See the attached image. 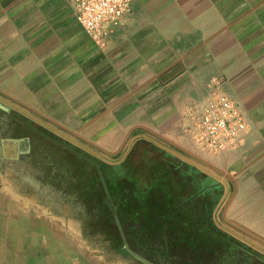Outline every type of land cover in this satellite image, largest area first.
Instances as JSON below:
<instances>
[{
    "label": "crops",
    "instance_id": "obj_1",
    "mask_svg": "<svg viewBox=\"0 0 264 264\" xmlns=\"http://www.w3.org/2000/svg\"><path fill=\"white\" fill-rule=\"evenodd\" d=\"M215 79L249 125L244 145L212 154L187 128ZM0 99L104 151L150 132L204 156V167L193 166L218 172L216 219L264 264V0H132L106 48L77 21L71 0H0ZM26 139L0 136V264H157L129 252L111 202L107 215L100 200L79 197L78 185L68 197V180L36 182L24 157L45 164L46 156L22 149ZM90 238L122 240L101 247Z\"/></svg>",
    "mask_w": 264,
    "mask_h": 264
},
{
    "label": "rangeland",
    "instance_id": "obj_2",
    "mask_svg": "<svg viewBox=\"0 0 264 264\" xmlns=\"http://www.w3.org/2000/svg\"><path fill=\"white\" fill-rule=\"evenodd\" d=\"M33 118H39L41 121H35ZM146 134L148 138L144 140L134 143L128 141L118 152H108L100 149L97 144L87 141L83 137H78L73 131L52 121L48 122L33 112L11 109L0 99V136H27L29 140L24 141L25 146H22V149L31 148L32 153L36 150L44 151L45 164H41L40 161L35 162V159L31 157H24L27 162L30 161L27 166L31 167L35 176L34 180L36 182H65L68 180L70 181L68 197L76 198L75 189L78 185L79 197L88 201H91L92 198L100 200L101 206L99 208L105 210L107 215L111 214L108 205L110 202L117 215L121 211L128 210L129 205L133 208L129 210L132 214L141 212L144 205L148 206V212L152 214L160 216L171 214L175 207L173 206L174 203L179 202V194L177 193L181 192L183 185L174 183V177L170 174L171 171L167 166L171 162L173 165H204L202 163L206 159L204 156L191 157L179 151L174 145L163 141L157 135L150 132ZM159 150L165 152L168 156L167 159L159 154H157L158 156L152 155V151L156 153ZM74 152L80 154V159ZM51 155L54 156L51 157ZM156 157L160 159L157 160ZM211 172L218 173L211 169L206 173L211 176L214 175ZM78 181L79 183H77ZM54 193L59 196L60 191L56 190ZM220 200L221 197L211 210L214 228L222 234L228 235L229 243L249 248L245 251L253 252L252 244L249 245L241 238L230 236L216 219ZM115 202L117 206L114 205ZM74 214L79 219L84 217L78 207ZM189 219L190 217L188 222H181V226L186 230L189 229V226L192 227L191 224L194 223ZM89 240L93 245L106 247L107 245H120L122 239L90 238ZM187 240L197 243L198 246H204L209 243L210 238L204 235L197 239L187 237ZM128 250L135 256L141 254L135 249ZM202 250L204 249L195 251L200 253ZM142 257L156 263L149 257L144 255ZM192 260H203V264H208V261L204 263L202 256H193ZM234 263L237 264L236 261Z\"/></svg>",
    "mask_w": 264,
    "mask_h": 264
},
{
    "label": "flooded vegetation",
    "instance_id": "obj_3",
    "mask_svg": "<svg viewBox=\"0 0 264 264\" xmlns=\"http://www.w3.org/2000/svg\"><path fill=\"white\" fill-rule=\"evenodd\" d=\"M157 154L166 159L168 157L160 150L156 153L152 151V155ZM167 167L174 177V183L183 185L181 192L177 193L179 202L174 203L172 213L165 216L148 212L146 205L136 214L130 213L129 210L133 209L130 206L128 210L121 211L120 218L126 222L125 238L128 245L157 264H203V260H192L193 256H202L204 263L208 261V264L246 261L244 252L249 248L229 243L228 236L213 226L211 210L221 197L220 186L213 181V177L204 171L200 172L193 165H173L171 162ZM189 217L194 223L186 230L181 222H188ZM204 235L210 238L204 246L187 240V237L197 239ZM197 249L204 250L199 253L195 251Z\"/></svg>",
    "mask_w": 264,
    "mask_h": 264
},
{
    "label": "built area",
    "instance_id": "obj_4",
    "mask_svg": "<svg viewBox=\"0 0 264 264\" xmlns=\"http://www.w3.org/2000/svg\"><path fill=\"white\" fill-rule=\"evenodd\" d=\"M77 21L92 39L106 48L111 34L124 23L132 0H71ZM209 99L187 128L193 141L209 153L239 148L248 133V118L240 102L215 79Z\"/></svg>",
    "mask_w": 264,
    "mask_h": 264
},
{
    "label": "trees",
    "instance_id": "obj_5",
    "mask_svg": "<svg viewBox=\"0 0 264 264\" xmlns=\"http://www.w3.org/2000/svg\"><path fill=\"white\" fill-rule=\"evenodd\" d=\"M244 255H246V256H245V257H246V258H245L246 261H244L245 263H250L249 261H251V263H254V264L256 263V262L254 261V259L251 258V257H253V256H250L251 254H250L248 251H245V252H244ZM250 258H251L252 260H249ZM256 264H258V263H256Z\"/></svg>",
    "mask_w": 264,
    "mask_h": 264
},
{
    "label": "bare ground",
    "instance_id": "obj_6",
    "mask_svg": "<svg viewBox=\"0 0 264 264\" xmlns=\"http://www.w3.org/2000/svg\"><path fill=\"white\" fill-rule=\"evenodd\" d=\"M10 143V142H9ZM5 144V143H4ZM11 145L12 144H7V146H8V148H11ZM13 147V146H12ZM14 148V147H13ZM6 151V150H5ZM11 152V151H10ZM7 155V154H6ZM9 169V168H8ZM7 169V170H8ZM10 169H12V167L10 168ZM11 172V171H10ZM8 173V172H7ZM13 185V184H12ZM3 186H4V184H3ZM6 189V188H5ZM7 190H8V188H7ZM1 195V194H0ZM31 196V195H30ZM21 197V196H20ZM1 199V198H0ZM5 199V198H4ZM1 200H3V199H1ZM71 227V226H70ZM73 228V227H72ZM75 247V246H74Z\"/></svg>",
    "mask_w": 264,
    "mask_h": 264
},
{
    "label": "water",
    "instance_id": "obj_7",
    "mask_svg": "<svg viewBox=\"0 0 264 264\" xmlns=\"http://www.w3.org/2000/svg\"><path fill=\"white\" fill-rule=\"evenodd\" d=\"M217 176H220V175L217 174Z\"/></svg>",
    "mask_w": 264,
    "mask_h": 264
}]
</instances>
